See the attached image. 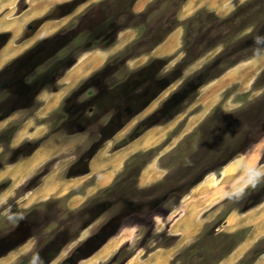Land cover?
Instances as JSON below:
<instances>
[{
  "label": "rangeland",
  "instance_id": "obj_1",
  "mask_svg": "<svg viewBox=\"0 0 264 264\" xmlns=\"http://www.w3.org/2000/svg\"><path fill=\"white\" fill-rule=\"evenodd\" d=\"M26 1L0 0V19L23 9ZM185 1L140 0L134 9L146 11L138 15L127 11L129 0H69L50 7L13 40V47L23 46L20 55L9 57L18 55L0 74L24 65L16 76L34 79L27 84L34 90L44 88L20 100L0 91V264H77L105 245L94 264H124L131 257L138 262L175 243L178 237L169 235V222L194 189L182 204L180 225L171 231L182 232L183 241L186 231L198 226L193 223L198 213L204 223L169 264H264V0H195V11L177 19ZM59 21L54 34L24 47L42 24ZM174 25L179 34L170 54L150 49L152 41L134 46L154 31L149 26H159L163 31L158 33L164 34ZM10 36L0 33V51ZM124 36L128 39L121 43ZM131 45L127 62L112 67ZM100 50L108 57L103 55L104 63L87 78L73 86L67 75L65 85L62 78L47 81L70 54L77 52L79 63ZM116 67L115 79H126L107 91L105 76ZM97 82H102L98 89ZM127 94L133 99L125 103ZM96 96L100 99L93 102ZM78 108L85 118L75 123L72 114ZM144 137H152L148 149L125 158L108 185L115 182L113 190L106 186L88 193L96 187V174L107 171L92 173L90 158L99 152L109 156ZM150 162V181L140 186ZM229 168L243 173L247 185L220 184ZM216 187L221 189L216 192ZM198 188L210 189L199 193ZM75 194L81 195L74 200L88 197L70 209ZM126 231L130 240L117 243L118 234ZM240 231L236 239L223 236ZM234 252L239 254L231 261Z\"/></svg>",
  "mask_w": 264,
  "mask_h": 264
},
{
  "label": "bare ground",
  "instance_id": "obj_2",
  "mask_svg": "<svg viewBox=\"0 0 264 264\" xmlns=\"http://www.w3.org/2000/svg\"><path fill=\"white\" fill-rule=\"evenodd\" d=\"M27 1H28V6L24 11H21L17 14L14 13L13 16L3 17L0 19V33H9L11 35L9 41L2 47V49L0 51V67L8 61L9 57L15 55L16 53H18V54L20 53V50L22 49L23 46L13 47L12 44H13V40H15L16 38L19 37V35H20V33H21V31L25 25H27L28 23H30L31 21H33L35 19H38V18L44 16L46 14V12L49 10V8L52 7L53 5L58 4V3H62V2H66L69 0H27ZM92 1L95 2L98 0H92ZM227 1L228 0H225L224 3H226ZM143 4H144V2H140L137 6V9L140 10L143 7ZM3 7H5V6L3 5ZM222 8H223L222 10L225 12V8L224 7H222ZM195 9H196L195 0L185 1L182 5L180 11H179V19L187 18L188 16H190L195 11ZM0 10H1V8H0ZM13 12H14V10H13ZM1 13H2V11H1ZM4 13H6V12H4ZM61 25H62V21L46 22V23L42 24V26L36 31V34L31 39H29L25 45L23 44L24 47H27L28 45L32 44V42L39 37H45L47 35L52 34ZM178 34H179L178 30L176 32H174L173 34H171L169 36V38L167 39V41L165 43L163 42V44H161L159 47H157L155 49V51H157L162 56H164L165 54H170L173 51L175 45L177 44ZM127 39L128 38L125 36H124V38L122 37L121 43H122V41L124 42ZM102 57H103V55H100V54L98 55L96 53H92L90 55H85L83 57V59L68 72L65 80L68 81L70 86H73L75 84V82L80 77H84V76L88 75L93 70L92 68H96V66H99L101 64ZM57 96H59V95H57ZM55 103H56L55 100L51 101V104H49L48 107L54 106ZM151 138L152 137H149V138L144 137L140 140H136L135 142H132L129 146L124 147L120 150H117L116 152L112 153L109 156L103 157L102 152H99L98 155L95 157L96 159H94L92 164H91V172L94 173V172H96L100 169H103V168L111 169V170L104 173L103 175L99 176L96 180V187L95 188L92 187L91 189H89L88 193H93V191H95V189L98 190L100 188L108 186L110 184V182L112 181L114 174L119 171L120 166H121L122 162L125 160V158L127 156H129L132 152H136L138 150L140 151L144 147H148L150 145L149 141H151ZM157 138H159V137H157ZM157 140H159V139H157ZM146 149H148V148H146ZM149 165L152 166L151 162L148 163V165L145 167V169L142 172V177H141L142 180L139 184L140 186L148 185L146 183L148 181H150L149 180L150 178L148 176H149L151 169H153V168L151 167V169L149 170L148 169V168H150ZM152 171H154V170H152ZM153 173H155V172H153ZM158 174H159V171H158ZM222 176H223V178H222L220 184L223 182L224 183L230 182V185L241 186L243 188L245 185H247L246 181L247 182L249 181L248 178H246L243 173L235 174L232 172L231 168L226 169ZM151 177H153V176L151 175ZM80 181H81V179H76V180H74V183L75 182L80 183ZM50 184H51V182H50ZM56 184H54V186ZM58 184H60V183H58ZM71 185H74L73 181H72ZM218 187H221V186H218ZM218 187H216L214 189L216 192L221 189ZM47 188H48V186H47ZM62 188H64V187H62ZM60 189H61V187H60ZM209 189H207V190L209 191ZM52 190L55 191L53 185L51 187V191ZM198 190H199V188H198ZM207 190L204 188V193L207 192ZM196 192L197 191H195V193ZM47 193H49V191ZM60 193L62 194V192H60ZM80 201H82V198H80L78 200L72 199L71 203L74 206H77L80 203ZM196 228H198V226L194 225L189 230H195ZM128 231H129V229H128ZM128 231L119 233L118 234L119 238L117 237L118 239L116 240V242L117 243H123L125 241L128 242L131 238V234L129 233L130 231L129 232ZM105 243H103V245ZM107 247H108V245L103 246L102 249L97 254L93 255L92 257L90 256L91 257V258L89 257L90 259L87 258L88 260H84V261L80 262L79 264H94L95 261H99L100 259H102L100 257H102L104 255V252L107 250ZM162 251L163 250H160V251L157 250L148 259V261L145 262L144 264H165V263H167L165 261V256H167V254L163 253ZM237 254H239V253L234 252V254H233L234 256L231 257L230 260L231 261L235 260ZM124 264H138V263H137V260L135 258H131V259H128L127 261H125Z\"/></svg>",
  "mask_w": 264,
  "mask_h": 264
},
{
  "label": "flooded vegetation",
  "instance_id": "obj_3",
  "mask_svg": "<svg viewBox=\"0 0 264 264\" xmlns=\"http://www.w3.org/2000/svg\"><path fill=\"white\" fill-rule=\"evenodd\" d=\"M110 0H104V4L105 3H108ZM140 0H129V5H127L128 6V10L127 11H129V13L131 12V13H134V14H138V15H140V14H144V12L146 11V8H142L140 11H136L135 9H134V6L139 2ZM177 21V20H176ZM161 22V21H160ZM159 22V23H160ZM222 22V21H221ZM29 24V23H28ZM203 25H205V24H203ZM178 26L179 25H174L173 27H172V29H170L169 31L171 32V31H173L174 29H176V28H178ZM188 26L186 27V31L188 30ZM147 29H149L148 31H150V30H154V31H150L149 33H148V35L147 36H144L143 38H141V39H139L135 44H134V46H136V45H140L142 42H149V41H152V42H154L153 43V45H152V47L150 48V49H152V48H155V47H157L158 45H160L163 41H162V39H163V37H164V35H165V33L164 34H159L160 33V31L162 32L163 30L162 29H160L159 28V26L157 27V28H155V29H152L151 28V26H149V28H147ZM160 30V31H159ZM56 32V31H55ZM55 32H53L52 34H54ZM122 32V31H121ZM159 32V33H158ZM158 33V34H157ZM52 34H50V35H48L47 37H49V36H51ZM105 39H107V36L105 35V36H103V37H101V36H99V37H95L94 38V43H98L99 41H104ZM185 40H187V37H185ZM28 41V40H27ZM26 42V41H25ZM187 43V42H186ZM187 45V44H186ZM77 46V45H76ZM133 46L131 45V46H127V48H126V50L124 51V53H123V55H125V56H123V57H121L120 58V60H118V61H116V62H114L113 64H112V67H115L116 65H118V63L120 64V65H124L126 62H127V59H125V57H127V56H129V54H130V52L133 50V48H132ZM76 48V47H75ZM191 48H192V46L190 47V51H191ZM188 50V49H187ZM77 51V50H76ZM147 52H149V50H146V52L144 51L143 53L145 54V53H147ZM77 52H75V54L74 55H72V54H70V56H68V58H66L65 59V61H66V63L68 64V63H70V62H72V64L67 68V64L65 65V66H63V69L60 71H57L58 70V68L59 67H61V65H59L58 66V68H57V70H56V72L53 74V76L51 77V79H49V80H47L48 82H57L63 75H64V72L66 71V70H68L75 62H76V60H77V57H76V54ZM20 55V54H19ZM153 55V54H152ZM18 57V55L17 56H15V57H13L12 59H10V60H8L1 68H0V71H2V68H4V66H6L7 64H9L10 62H12L13 60H15L16 58ZM118 57H120V56H118ZM155 57V56H154ZM156 57H159V56H156ZM32 58V57H31ZM30 58V59H31ZM68 59V60H67ZM129 60H130V57H129ZM65 61H63V62H65ZM68 61V62H67ZM124 63V64H123ZM23 66L24 65H22L20 68H17L16 70H14V71H4V72H1V74H0V91H3L2 93H4L5 91L7 92H9L10 94H15L17 97H16V99L17 100H20V99H28V98H33V97H35L37 94H38V92H40V89L42 90L43 88H41V86H39L38 88H36V90H34V88L32 87H30V86H28V85H31L32 83H34L33 81H34V79H32V82H30L29 80H30V77L28 76V75H25V76H16L19 72H20V70H21V68H23ZM74 67V66H73ZM72 67V68H73ZM71 68V69H72ZM118 68H120V67H118ZM60 69V68H59ZM94 71V70H93ZM92 71V72H93ZM92 72H90L87 76H84L83 78H81L79 81H81V80H83V79H85V78H87ZM117 72H118V69H117V67H116V70H115V72H113L112 74L110 73V74H107V76H105V77H107L106 78V80H105V84L107 85V91H111V90H113L114 88H117L118 86H119V84H121V83H123L124 81H125V79H126V76H123L122 77V79H115V75H117ZM2 75V76H1ZM65 78V77H64ZM63 78V79H64ZM63 79L61 80V83L62 84H64L65 85V83L63 82ZM51 80V81H50ZM28 84V85H27ZM101 84H102V82H97V83H95V88H99V87H101ZM24 85H26L25 87H24ZM9 88H13V90H11V89H9ZM22 88H25L24 90L22 89ZM146 89H148V88H146ZM11 90V91H10ZM58 90V89H57ZM65 90V89H64ZM63 90V91H64ZM63 91H61V92H58V93H56V94H53L52 96H55V95H57V94H59V93H62ZM68 91V90H67ZM53 92H56V90H54ZM52 96H49L47 99H49V98H51ZM98 98H99V96H96L95 98L93 97V102H94V100L96 101V100H98ZM100 99V98H99ZM133 99V95H130V94H127L126 95V99H124V101L126 100L127 102H130V100H132ZM126 101H125V103H126ZM46 106H47V104L45 105V107L43 108V109H45L46 108ZM13 108H11V109H8L7 110V112H6V114H5V116H8V114H11L12 112L10 111V110H12ZM42 109V110H43ZM124 110H125V112H127L126 114H130L131 112H130V109H128V106L126 107H124L123 108ZM93 110H92V108H89L88 109V112H92ZM118 111V110H117ZM87 114V113H86ZM66 115V114H65ZM74 117H75V123H78L79 121H82L84 118H85V116H84V113H83V110H81L80 108H78L77 110H75L74 112H73V114H72ZM116 118H120V114H116ZM18 129L17 128H14L13 129V133L14 132H16ZM6 131V130H5ZM135 141V140H134ZM26 145V144H25ZM27 146H30V144L29 143H27ZM17 151H19V149H17ZM93 157V156H92ZM91 160V161H90ZM90 160H89V162L91 163L93 160H94V157L93 158H90ZM89 163V164H90ZM184 179V176H181V178H179V179H177V183L176 184H178L180 181H182ZM79 195H81V194H75V195H73V196H71L69 199H72V197H74V196H79ZM93 195V194H92ZM88 197V196H87ZM87 197L84 199V200H86L87 199ZM90 197V196H89ZM68 199V200H69ZM83 200V201H84ZM83 201L79 204V205H77V206H75V207H72V208H70V209H75V208H77V207H79L82 203H83ZM94 254V253H93ZM93 254H91V255H89L88 257H90V256H93ZM88 257H85L86 259L85 260H87V258ZM83 260V259H82ZM81 262V260L77 263V264H79Z\"/></svg>",
  "mask_w": 264,
  "mask_h": 264
},
{
  "label": "crops",
  "instance_id": "obj_4",
  "mask_svg": "<svg viewBox=\"0 0 264 264\" xmlns=\"http://www.w3.org/2000/svg\"><path fill=\"white\" fill-rule=\"evenodd\" d=\"M57 5V4H56ZM27 6H28V1H26V6L23 8V9H21L20 11H18V12H16L15 14H17V13H19V12H21V11H24L26 8H27ZM54 6V5H53ZM14 15V14H13ZM13 15H5L4 17H10V16H13ZM177 19H179V18H177ZM179 29V27L178 28H176V29H174L173 31H171L168 35H167V37L164 39V41L168 38V36L172 33V32H174V31H176V30H178ZM181 35H182V32H181V34H180V37H181ZM120 37V36H119ZM180 37H179V39H180ZM163 41V42H164ZM180 41V40H179ZM162 42V43H163ZM161 43V44H162ZM126 44V43H125ZM160 44V45H161ZM117 45V44H116ZM160 45H158L157 47H159ZM121 47H123V45L121 46ZM157 47H155L154 49H153V51L157 48ZM93 53V52H92ZM94 53H96V54H100V55H104L105 57H108V55H107V51H105V50H100V51H94ZM89 54H91V53H89ZM105 57H104V59H105ZM102 60V62H101V64L99 65V66H96V68H94V71L93 72H95L96 70H98L99 69V67H101V65L104 63V61L105 60ZM78 63V61L77 62H75L67 71H66V73H65V75H63L61 78L63 79L67 74H68V72L71 70V68L73 67V66H75L76 64ZM92 72V73H93ZM115 89H118V88H114L113 90H112V92L113 91H115ZM135 140V139H134ZM130 142H132V141H130ZM94 157V156H93ZM93 157H91V158H93ZM111 170V169H110ZM109 169H107V171L106 172H108V171H110ZM106 172H104V173H106ZM104 173H100V175L99 174H96V177H95V179H94V183H95V180H96V178H98L99 176H101V175H103ZM99 175V176H98ZM100 189H102V188H100ZM194 192L195 191H197V189L195 190H193ZM203 191H204V188L203 189H200V190H198V192L199 193H203ZM193 192H191L187 197H185L181 202H180V210H178V213H177V216L174 218V219H172L170 222H169V225H168V229H169V235H171V236H177L178 237V239L175 241V243L174 244H171L170 246H168V247H158V248H156V249H154L153 251H151L148 255H147V258H145V259H142V260H138V264H144L145 262H147L148 261V259L158 250V251H160V250H171V252H169V254H167V256H165V261L167 262V263H165V264H169L170 263V260H172L173 259V257L175 256V254H176V252H178V251H180L183 247H184V245L185 244H187L188 242H189V240L191 239V237H194L195 236V234L197 233V232H199V230H200V228H201V226L203 225V221L201 220V218H198V216H199V213L196 215V217L194 218V224H198V228H196L195 230H188V231H186V233H187V237H186V239L185 240H183L182 241V238H183V233L181 232V233H172V231H171V227L172 226H174V225H180V221H181V218H182V216H184L185 215V213H184V210H183V208H182V204L184 203V201L187 199V198H189L190 196H191V194H192ZM226 223H225V225H224V227L226 228L227 227V225H228V223H227V220L225 221ZM237 229V228H236ZM236 229H233V230H230V231H224V232H232V231H234V230H236ZM115 238V237H114ZM180 243V246L179 247H177V245ZM173 249V250H172ZM233 252V251H232ZM232 252L228 255V257L232 254ZM241 256H242V254H241ZM240 256V257H241ZM169 257V258H168ZM228 257H226V258H228ZM239 257V258H240ZM132 258V257H131ZM131 258H129V259H131ZM238 258V259H239ZM237 259V260H238ZM236 260V261H237ZM127 261V260H126ZM235 261V262H236Z\"/></svg>",
  "mask_w": 264,
  "mask_h": 264
},
{
  "label": "trees",
  "instance_id": "obj_5",
  "mask_svg": "<svg viewBox=\"0 0 264 264\" xmlns=\"http://www.w3.org/2000/svg\"><path fill=\"white\" fill-rule=\"evenodd\" d=\"M180 1H182V0H180ZM217 18V17H216ZM218 19V18H217ZM191 20V19H190ZM170 33V31H168V32H166L165 33V35H164V37H163V39H162V41H164V39L166 38V36L168 35ZM72 64V62H70V63H68L67 64V68L70 66ZM142 155H146L145 153L144 154H142ZM148 159V158H147ZM147 159H144V160H142L141 162H140V164H139V169H137L138 170V173L141 171V169L143 168V166L145 165V163H147L146 161H147ZM123 175H125V174H123ZM139 175V174H138ZM114 184H115V182L112 184V185H110V186H108V187H106V188H104V190H107V191H110V190H113V188L115 187L114 186ZM243 231H240V232H237V234L235 233V234H224L223 236H224V238L226 239V240H230V239H233V238H237V235H239V234H241ZM239 241H241V239L239 240ZM193 250H189L190 252H194V246H192L191 247ZM185 253V252H184ZM231 253V251H229V254Z\"/></svg>",
  "mask_w": 264,
  "mask_h": 264
},
{
  "label": "water",
  "instance_id": "obj_6",
  "mask_svg": "<svg viewBox=\"0 0 264 264\" xmlns=\"http://www.w3.org/2000/svg\"><path fill=\"white\" fill-rule=\"evenodd\" d=\"M137 181H138V178H137Z\"/></svg>",
  "mask_w": 264,
  "mask_h": 264
}]
</instances>
